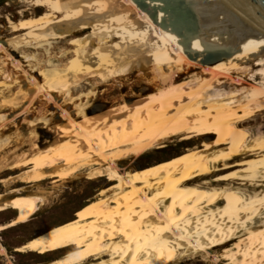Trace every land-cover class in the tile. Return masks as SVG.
<instances>
[{
    "label": "bare ground",
    "instance_id": "1",
    "mask_svg": "<svg viewBox=\"0 0 264 264\" xmlns=\"http://www.w3.org/2000/svg\"><path fill=\"white\" fill-rule=\"evenodd\" d=\"M32 1L12 23L22 34L5 40L8 45L48 47L51 39L69 37L75 48L85 44L80 70L66 74L70 83L92 70L110 81L121 65L127 66L122 76L148 74L153 61L155 91L91 118L83 111V122L62 111L69 138L10 169L29 166L18 182L41 184L93 165L90 176L109 182L74 219L16 251L57 255L46 264H181L198 256L221 264L228 246L235 261L227 264H264V127L248 126L264 113V24L232 0ZM195 70L191 81H180ZM256 75L262 86H241ZM29 82L37 89L32 94L21 86L29 103L75 88L47 85V93L33 76ZM76 107L78 116L88 105ZM6 118L0 115V122ZM176 138L193 144L139 167L148 151ZM9 140L2 137L0 149ZM42 201L24 188L0 194V213H18L0 232L28 223ZM7 255L0 242V256Z\"/></svg>",
    "mask_w": 264,
    "mask_h": 264
},
{
    "label": "rangeland",
    "instance_id": "2",
    "mask_svg": "<svg viewBox=\"0 0 264 264\" xmlns=\"http://www.w3.org/2000/svg\"><path fill=\"white\" fill-rule=\"evenodd\" d=\"M33 6L34 3L32 0H18L15 4L10 2V0L0 2L1 43L15 37V35L22 34V32H13L11 25L12 23L16 24L22 18L19 13L29 11ZM71 39L73 40V37L51 39L50 46L39 48H14L13 45L4 44L5 51H0V80L6 83V86L3 87L4 89L0 88V115L7 117L5 121L0 122V132L7 130L9 127H13L8 144L5 148L0 149V182L4 180L9 184V187H6L5 182L0 183V193L12 191L17 186L13 184H16L19 180V176L29 170V166L14 169V171L10 170L12 167L29 159L37 152L52 147V145L69 138L64 136L62 132V128L67 127L68 120L62 117L61 112L67 110L59 102L54 98L52 101H49L44 95H38L31 103L29 101L27 102V99L24 101L21 99L23 92V90L21 91V86H23V89H36L29 82V77L33 76L45 92H47L45 90L47 85L48 87H60L61 84L67 85V89L75 87L72 89V95L66 94L64 89L55 90L61 99L64 97L66 101L74 99V103L81 102L82 92L90 93L93 91V94L96 93L94 96L98 95L101 100L110 103L112 109L122 107L127 98L142 99L147 94L155 91V89H150V81L154 78L153 72L156 66L153 61H150L148 64V75L133 71V73L127 76H122L127 66L121 65L112 72V74L116 72L113 75L111 74V77H115V79L110 81L104 82L105 79L99 78L100 75L92 70L88 74L79 75V82L70 83L66 74L80 70L77 57L84 55L87 48L85 44L81 45V48H75L71 43ZM9 56L12 59L18 60L21 67H14L13 61L9 59ZM22 57L25 58L23 59ZM74 58L75 62L71 64ZM165 71L168 72V69L166 68ZM197 71L189 72L190 74L188 73L182 77L180 81H191L193 74ZM6 76H9V78ZM246 78L249 79L250 76L248 75ZM261 80V77L256 75L254 81L257 82L247 80L249 84L246 82L241 86L249 87L252 85L260 87L263 83ZM36 90L34 92H37ZM80 110L78 116L83 111H87V109L83 110V108ZM58 115H60V120L56 118ZM69 115L75 120L70 113ZM42 119H49L52 124L48 125ZM81 122H83L82 119ZM248 126L252 131H255L259 127H264V113L252 120ZM179 138L168 142L165 148L148 151L139 160V167L140 165L141 167H146L147 165H153L170 159L183 153L186 148L193 144V142L191 144L188 142L179 143L181 142ZM123 163L126 164L127 161ZM93 167L95 166H82L76 173L66 174L60 177L57 176L55 179H47L41 184L30 183L26 185L25 189L30 190L35 196L42 197L43 201L39 205V211L28 223L0 232V242L8 251L7 256H0V264H7V261H10L11 264H46L57 257L54 254L19 253L16 251V248L22 246L34 236L74 219L76 213L108 185L109 182L106 177L90 176ZM216 176L217 174H214L210 177L215 178ZM76 198L78 199L75 200ZM11 213V210L0 213V225H7L11 222ZM224 250H227V254H224V258L222 259L223 263L221 262V264L235 261V258L231 254H228V246L224 247ZM213 260L212 256H209L205 260L203 257L198 256L190 258L189 262L184 261L181 264H215Z\"/></svg>",
    "mask_w": 264,
    "mask_h": 264
},
{
    "label": "water",
    "instance_id": "3",
    "mask_svg": "<svg viewBox=\"0 0 264 264\" xmlns=\"http://www.w3.org/2000/svg\"><path fill=\"white\" fill-rule=\"evenodd\" d=\"M232 1H234L237 5H239L245 11H247L250 15H252L258 21L264 24V0H232ZM3 44L7 45L6 41H3ZM31 92L33 94L34 91L31 89ZM72 93L73 92L71 91V95ZM50 94H52L53 98L57 102H59L61 106L65 110H67L77 122H81V119L83 120V118L80 116H77L75 112V108L77 105L88 104L87 113H86V117L88 118H91L100 113H104V112H108L112 110V108L110 107V103L104 102L103 100L100 99L98 95L94 96L96 95V93L93 94V91H91L90 93L82 92L83 94V96H81L82 100L79 103H74V99L71 101H66L65 97L61 99V97H59L56 92H50ZM137 100L139 99H128L127 98L125 104H131L133 102H136ZM56 118L58 120L61 119L60 115H58ZM42 120L48 125L52 124V122L49 119H42ZM12 130H13V127H9L7 130L0 132V139L6 136L11 137Z\"/></svg>",
    "mask_w": 264,
    "mask_h": 264
},
{
    "label": "flooded vegetation",
    "instance_id": "4",
    "mask_svg": "<svg viewBox=\"0 0 264 264\" xmlns=\"http://www.w3.org/2000/svg\"><path fill=\"white\" fill-rule=\"evenodd\" d=\"M1 2V1H0ZM20 14V13H19ZM14 171V170H13ZM19 181V180H18ZM16 182V184H13V185H17L15 188H13L12 190H14V189H25L26 188V185H27V183H21V182ZM23 185V186H22ZM0 194H2V193H0ZM78 198H76L75 200H77ZM39 205H41V202H40V204ZM9 210H11V217H10V220L12 221L17 215H18V213H17V211L15 210V211H13L12 209H9Z\"/></svg>",
    "mask_w": 264,
    "mask_h": 264
}]
</instances>
